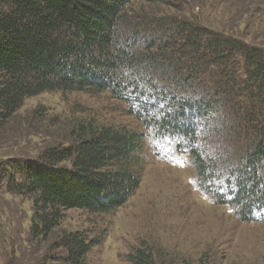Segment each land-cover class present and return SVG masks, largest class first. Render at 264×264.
I'll use <instances>...</instances> for the list:
<instances>
[{"label": "trees", "instance_id": "1", "mask_svg": "<svg viewBox=\"0 0 264 264\" xmlns=\"http://www.w3.org/2000/svg\"><path fill=\"white\" fill-rule=\"evenodd\" d=\"M132 1L0 0V130L27 98L55 90L109 91L144 128L79 120L34 159L0 161V190L31 198L37 239L50 238L67 210L124 206L140 187L150 136L175 139L218 203L246 220L264 209V47L185 15L133 22ZM52 241L32 264H89L102 242L86 230ZM154 256L144 244L134 263Z\"/></svg>", "mask_w": 264, "mask_h": 264}, {"label": "rangeland", "instance_id": "2", "mask_svg": "<svg viewBox=\"0 0 264 264\" xmlns=\"http://www.w3.org/2000/svg\"><path fill=\"white\" fill-rule=\"evenodd\" d=\"M128 13L133 22L190 16L209 32L264 47V0H133ZM128 110L109 91L55 90L27 98L0 130V161L34 159L49 145L62 143L79 120L143 131ZM176 143L170 137L145 139L141 184L127 203L104 213L67 210L46 240L30 234L31 198L1 189L0 264L38 262L63 230H86L101 238L88 254L89 264H135L136 250L144 244L156 264H263L264 209L246 220L237 207L218 203L199 180L190 154L179 152Z\"/></svg>", "mask_w": 264, "mask_h": 264}]
</instances>
